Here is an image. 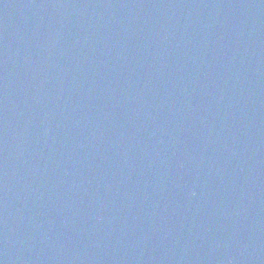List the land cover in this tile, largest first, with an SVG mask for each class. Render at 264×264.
<instances>
[{
  "label": "water",
  "instance_id": "water-1",
  "mask_svg": "<svg viewBox=\"0 0 264 264\" xmlns=\"http://www.w3.org/2000/svg\"><path fill=\"white\" fill-rule=\"evenodd\" d=\"M0 264H264V0H0Z\"/></svg>",
  "mask_w": 264,
  "mask_h": 264
}]
</instances>
